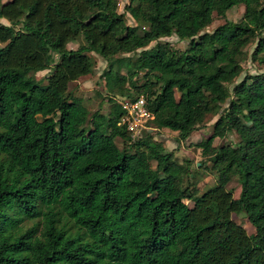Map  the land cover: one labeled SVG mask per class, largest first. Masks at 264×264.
Wrapping results in <instances>:
<instances>
[{"label":"trees","instance_id":"1","mask_svg":"<svg viewBox=\"0 0 264 264\" xmlns=\"http://www.w3.org/2000/svg\"><path fill=\"white\" fill-rule=\"evenodd\" d=\"M119 1L0 0V264H264V73L229 88L248 47L264 55V0L238 22L227 13L243 0H130L136 27ZM215 15L226 22L208 32ZM90 53L108 64V114L70 91L94 73ZM117 97L144 98L148 126L182 141L229 102L196 145L215 183L200 189L152 131L134 139Z\"/></svg>","mask_w":264,"mask_h":264},{"label":"rangeland","instance_id":"2","mask_svg":"<svg viewBox=\"0 0 264 264\" xmlns=\"http://www.w3.org/2000/svg\"><path fill=\"white\" fill-rule=\"evenodd\" d=\"M250 4V0H243L241 6L235 7L227 13V19L238 22L240 21L245 14V7ZM119 13L126 15V22L129 26L136 27L139 25L141 12L137 9L136 5H132L130 0H120L118 4ZM0 22L8 25V21L5 19H0ZM226 22V19L220 18L217 15L214 16V22L211 27L208 28V32H213L217 27L223 25ZM163 42H168L172 45L175 50L184 51L187 49L189 42L180 41L177 37L165 38ZM156 43H153L150 48L154 47ZM81 45H88L83 37H80L77 42L70 43L68 45L69 49L76 50L81 47ZM255 45L248 47L247 52L249 53L248 59L243 62V73L235 80L233 85H229V88L233 90L234 86L239 84L246 75H258L264 73V55L260 57V61L253 62L251 54L253 53ZM95 61V71L93 74L86 77L80 78L77 82L71 84L70 91L76 95V97L81 98L84 101L85 106L93 114L97 111H100L102 114H108L112 108V103L107 101V92L105 88V82L103 77L104 71L107 69V62L100 57L98 54L90 53L88 54ZM49 71L40 72L36 75L37 79L43 80L46 83V78ZM121 74L127 75V69L122 68ZM144 73L142 72L139 75V83H143ZM130 88L128 84L126 86ZM132 91V90H131ZM232 92V91H231ZM127 98L117 97L116 102L121 105L127 102ZM229 107V102L223 104L218 114H210L206 117L205 123L196 131L194 134L187 140L182 141L179 139L177 132H173L167 129L163 130H153L150 127L144 131L143 136L149 131V133L155 141L160 142L165 151L168 153H173L177 163L189 166L192 176H195L194 181H199L200 189L211 186L215 183L216 177L209 170L210 163L202 155V150L197 148L196 145L200 143L203 139H206L213 133V125L218 121L220 116L227 110ZM238 141V136L236 134H231L227 138L221 140L216 139L214 142L215 146H219L227 143H236ZM116 144L119 148H123L124 145L120 139H117ZM153 166H156V163H153ZM237 197L240 193V185L237 178H234L228 186ZM235 221L242 225L249 234L254 232L253 228L249 224L247 217L245 215L235 216Z\"/></svg>","mask_w":264,"mask_h":264},{"label":"built area","instance_id":"3","mask_svg":"<svg viewBox=\"0 0 264 264\" xmlns=\"http://www.w3.org/2000/svg\"><path fill=\"white\" fill-rule=\"evenodd\" d=\"M123 114L120 126L125 127L134 139L142 137L153 119L152 113L147 108L144 98L134 101H127L122 104Z\"/></svg>","mask_w":264,"mask_h":264}]
</instances>
